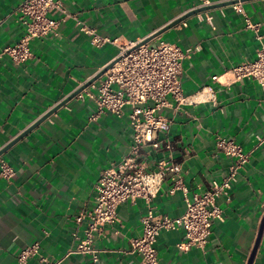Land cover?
Returning a JSON list of instances; mask_svg holds the SVG:
<instances>
[{
  "label": "crops",
  "instance_id": "crops-1",
  "mask_svg": "<svg viewBox=\"0 0 264 264\" xmlns=\"http://www.w3.org/2000/svg\"><path fill=\"white\" fill-rule=\"evenodd\" d=\"M23 1L0 0V51L25 32L18 12ZM197 3L65 0L68 12L98 35L116 41L97 47L68 19L57 34L32 39L31 56L25 62L16 64L0 56V149L96 75L117 55L119 45L163 29L155 40L182 49L200 47L182 61V91L188 102L177 104L168 97V105L158 111L171 121L168 138L180 164L176 177L187 194L204 192L212 180L228 173L232 158L218 150L217 136L233 139L250 156L229 192V201L217 200L224 220L214 221L206 246L181 251L176 244L183 240V231L163 230L156 241L159 260L162 264H247L264 216V88L254 79L233 81L229 69L253 60L264 44V0L243 2L250 20L260 24V40L228 3L164 28ZM94 111L89 98L74 96L0 155L14 170L9 179L0 177V264H20L19 253L34 242L39 243L38 254L25 264H87V255L68 253L75 245L73 232L77 229L81 234L87 223L85 218L77 225L75 216L92 207L101 171L128 152L133 135L128 109L120 117L106 112L91 119ZM160 156L152 150L147 160L153 167ZM173 178L165 177L152 202L156 215L174 217L185 209L181 189L167 193ZM143 205L142 199L119 204L118 220L96 235L94 247L101 264H140V256L131 252V241L141 235ZM251 264H264V226Z\"/></svg>",
  "mask_w": 264,
  "mask_h": 264
},
{
  "label": "built area",
  "instance_id": "built-area-1",
  "mask_svg": "<svg viewBox=\"0 0 264 264\" xmlns=\"http://www.w3.org/2000/svg\"><path fill=\"white\" fill-rule=\"evenodd\" d=\"M221 2H228L235 12L241 14L245 27L254 31L256 37L261 39L257 34L260 24L250 20L243 8L244 0H198L197 5L188 11ZM18 12L25 32L16 43L7 45L0 51V56H6L16 64L25 62L31 56L32 39L57 34V28L68 19L73 20L79 31L90 35L91 43L97 47L116 41L98 35L94 28L68 12L65 0H24ZM206 18L209 19L210 16L206 15ZM142 40L119 45V51L113 58L116 59L115 62L98 80L75 95L92 101L95 111L91 114V119L106 112L120 117L128 109L129 124L133 132L128 152L118 162L101 171L94 185L92 207L83 209L75 216L77 225H81L85 218L87 223L81 234L77 229L73 232L75 245L68 253L87 255V264H101L98 250L94 247L96 235L102 232L104 225L118 220L119 204L135 199H142L144 202L140 218L142 232L131 241V252L140 256V264H162L156 241L163 230L183 231V240L176 244L181 251H187L191 247L204 248L214 221L224 220L223 209L217 200L222 197L229 201V192L237 181L238 174L249 161L250 152H244L233 139L217 136L215 143L218 150L232 158L228 173L220 180H212L204 192L187 194L182 180L176 177L180 164L174 159L175 145L168 138L171 121L158 111L168 105V97H172L177 104L188 102L182 91V61L200 47L182 49L175 43L155 38L138 45ZM229 72L233 81L254 79L264 88V44L257 48L253 60L236 64ZM212 80H216V76ZM152 150L161 153L153 167L147 160V155ZM13 174V168L0 159V177L9 179ZM168 175L174 178L167 193L172 194L176 189H181L185 200L184 211L174 217L156 215L152 204ZM38 251L39 243H32L19 253L18 262L25 264ZM41 260L45 261L44 258ZM53 264H59V261Z\"/></svg>",
  "mask_w": 264,
  "mask_h": 264
},
{
  "label": "water",
  "instance_id": "water-1",
  "mask_svg": "<svg viewBox=\"0 0 264 264\" xmlns=\"http://www.w3.org/2000/svg\"><path fill=\"white\" fill-rule=\"evenodd\" d=\"M228 3V2H224V3H218L215 5H211V6H204V7H200V8H196L193 10H190L189 12H187L185 15L171 21L168 25H166L164 28H169L172 27L176 24H178L181 20H183L186 16L194 14V13H199L201 11H205L207 9L213 8L215 6H220ZM229 4V3H228ZM163 30V29H162ZM161 30V31H162ZM161 31H157L155 33H152L151 35H149L148 37L144 38L141 42L138 43V45L146 43L150 40H152L153 38H155ZM116 59H113L110 63H108L107 65H105L96 75H94L93 77H91L90 79H88L85 83H83L80 87H78L75 91H73L70 95H68L67 97H65L62 101H60L57 105H55L54 107H52L49 111H47L44 115H42L39 119H37L32 125H30L27 129H25L22 133H20L17 137H15L10 143L7 144V146L3 147L2 149H0V155L4 152V150H6V148H8L10 145H12L14 142H16L18 139H20L22 136H24L26 133H28L30 130H32L35 126H37L42 120H44L45 118H47L50 114H52L54 111H56L57 108H59L61 105H63L64 103H66L67 101H69L71 98H73L77 93H79L81 90H83L84 88H86L91 82L95 81L96 79H98L114 62ZM264 226V216L262 218L261 221V225H260V229L258 232V236L255 242V245L251 251L250 257L248 259L247 264H251L252 259L255 255L256 249L258 247L259 244V240H260V236L262 233V229Z\"/></svg>",
  "mask_w": 264,
  "mask_h": 264
}]
</instances>
